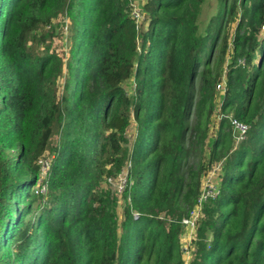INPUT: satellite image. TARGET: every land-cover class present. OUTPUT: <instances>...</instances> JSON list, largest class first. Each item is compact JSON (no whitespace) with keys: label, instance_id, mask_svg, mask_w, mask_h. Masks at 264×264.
<instances>
[{"label":"trees","instance_id":"trees-1","mask_svg":"<svg viewBox=\"0 0 264 264\" xmlns=\"http://www.w3.org/2000/svg\"><path fill=\"white\" fill-rule=\"evenodd\" d=\"M204 1L147 0L136 30L127 0H0V264H184L180 221L223 159L190 264H264V0H218L201 36ZM61 16L74 36L59 100L63 58L36 47ZM222 71L226 115L208 138ZM230 118L248 126L233 152ZM52 134L43 198L37 161ZM127 161L118 224L101 184Z\"/></svg>","mask_w":264,"mask_h":264},{"label":"rangeland","instance_id":"rangeland-1","mask_svg":"<svg viewBox=\"0 0 264 264\" xmlns=\"http://www.w3.org/2000/svg\"><path fill=\"white\" fill-rule=\"evenodd\" d=\"M129 3L130 8L134 7V14H140V16H142L144 13V6L147 2V0H127ZM219 10V2L218 0H205L202 7H201V11L198 17V21H197V26H198V34L203 36L206 33V29L209 25L210 20L216 16L217 12ZM143 21V17L139 20V22L141 23ZM144 23V22H143ZM51 26H53L52 30L54 31L53 34H51L52 36L48 39H46V41L42 44H40L38 47H36V50L38 52H44V49L46 46H48V52L51 54H56L57 56L63 58L62 62L64 64L63 66V71L61 76L59 77L57 84H56V89H57V96L59 98V100L61 99V95H62V91H63V86L65 83V79L67 77V67L66 64L69 60L70 57V52L72 49V45H73V41L72 38L74 36L73 30L71 31V24L70 21L68 20V23L66 24L65 22V16L60 17V19L57 20H53L51 22ZM236 27V23H233L229 29V34H230V38L229 41H231L232 39V34H233V30ZM46 32V31H44ZM43 33V31H40L37 34L38 36H40ZM33 43V41L31 39H28V46H31ZM231 46V45H230ZM229 46V47H230ZM232 49V47H230ZM218 53V47L217 49L214 50V56H216ZM228 54H231V52H228ZM228 65V62L224 64V66H222V69L225 70L226 67ZM221 80L224 79L225 80V72L222 71L221 73ZM73 76H74V72H73ZM76 78L77 75L75 74ZM220 80V81H221ZM226 81V80H225ZM74 88H79V84L77 82V84L75 85ZM134 82L133 80L127 82L124 85V89L126 90L128 95H132L134 93ZM216 90V87H215ZM222 101V97L220 96V94L216 91V108L215 111L210 119V124H209V135L208 138L210 137H214L217 134L218 131V126L220 122L219 121V114L221 115V117H225V115H223V113L220 111V103ZM227 128V127H226ZM233 133V130H232ZM136 136V125L133 121H131V125L128 128L127 132H126V137H127V145L130 146L132 145V143L134 142V138ZM231 138V148H230V152H233L237 146L239 144H236L235 142V137L234 134H232ZM59 147V136L57 134H52L48 140V146L45 149L44 155L49 158L52 159V157H55V153H54V149H58ZM53 160V159H52ZM223 160L216 162L213 164V166L209 169L215 170L216 166L218 164H223ZM220 168V166H219ZM216 174H209L208 171L206 172V174L201 177V182H202V187L201 189H203L206 185H212L214 187L217 186L216 183H218L217 178L215 177ZM40 177V173L38 175V179ZM101 185L104 186L105 189H110V185L107 183V180H105ZM201 185V184H200ZM116 186V184H115ZM46 194H47V190H46ZM45 194V195H46ZM40 197L44 198V195H40ZM116 199H118L116 196H114ZM45 199L41 200V204L44 205L45 203ZM124 200H117V206H116V212H117V220H118V224H121V222L123 221V211H124ZM160 219H162V216L160 217ZM185 230L182 228L181 230V234H184ZM181 240H183V242L186 244V246L189 248L190 250V255L185 254L181 247L183 245H181L179 243L180 246V250H181V258L184 264H190V262L192 261L193 258V254L195 252V246H194V242L191 243L190 245H188L187 243V235H184ZM210 241V238L208 240V242Z\"/></svg>","mask_w":264,"mask_h":264},{"label":"built area","instance_id":"built-area-1","mask_svg":"<svg viewBox=\"0 0 264 264\" xmlns=\"http://www.w3.org/2000/svg\"><path fill=\"white\" fill-rule=\"evenodd\" d=\"M129 15L135 21L136 30H138L140 28L141 24L144 22V19H145L144 14L142 16H140L139 13L134 14V7H131L130 11H129ZM142 17H143V21L140 23L139 20ZM65 22H66V24L68 23L67 17H65ZM50 27H51V25L47 26L46 29H50ZM239 63L243 64V61H239ZM216 91L220 94L221 97L225 94V92H226V81L224 79H222L220 82L217 83ZM219 105H221V104H219ZM221 119H222V117L219 114V121ZM131 121H133V119ZM230 124H231L232 130H233L232 134H234V137H235V142H236V144H239L240 142H242L246 138L248 126L241 123L240 121H237L236 119H232V118H230ZM52 159H54V157H52ZM52 159L47 158L43 154L37 161V166L39 168V173H40V177H39L38 183H37V191H38L39 195L45 196V194H46L47 180H48V176H49V173L51 171V167H52V163H53ZM130 166H131L130 161H127L125 163L124 167L121 169V171L117 175H115L113 177L105 178V180H107V183L110 185V188L112 189V190H110V189H107V190H110L111 193L114 196H116L119 200L123 199V192H124L126 185H127ZM219 166H220V168H219ZM215 168H216L215 170H213L214 169L213 168L212 170L208 171V173L209 174H211V173L216 174L215 177L218 180V183H216L217 186L214 187L212 185H206L203 189L200 188V195L197 198L195 206L189 211L188 215L185 216L184 218H182L180 221V225L185 230V233L180 235L179 243L181 245H183L181 247L182 251L188 255H190V250L186 246V244L183 242V240H181V238L184 235H187L188 245H190L191 243H193L196 240L197 226L204 217L203 206L208 200L215 199L219 194L220 183H221V179H220L221 164H218ZM202 179H203V177H202ZM115 184H116V186H115ZM102 187H103V189H105L103 185H102ZM201 187H202V182H201Z\"/></svg>","mask_w":264,"mask_h":264}]
</instances>
